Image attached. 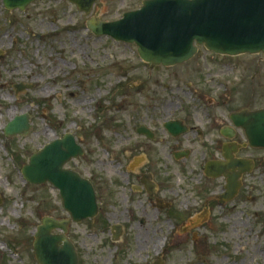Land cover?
Here are the masks:
<instances>
[{"label":"rangeland","instance_id":"1","mask_svg":"<svg viewBox=\"0 0 264 264\" xmlns=\"http://www.w3.org/2000/svg\"><path fill=\"white\" fill-rule=\"evenodd\" d=\"M99 1L104 7L86 14L69 0H37L24 12H9L0 0V264H39L34 239L43 218L71 219L53 185L34 186L22 175L34 154L66 134H73L85 150L67 167L97 184L102 205L97 218L69 227L80 264H155L166 249L167 264H264V167L247 178L235 216L211 199L215 216L198 229L199 236L193 234L189 209L191 201L202 206V197L185 188L182 165L158 158L159 149L155 167L167 180L169 191L163 196L174 203L173 209H154L143 196L128 202L132 193L117 132L137 116V109L145 110L156 90L139 65L137 47L95 37L86 27L92 17L121 19L141 0ZM196 56L192 63L204 74L227 82L232 109L264 107L262 54L219 59L231 70L223 76L209 64L214 53L202 46ZM18 86L25 90L17 92ZM200 88L207 95L215 90ZM26 114L31 132L6 136V126ZM180 212L187 215L185 225L175 217ZM117 223L124 230L116 242L112 226Z\"/></svg>","mask_w":264,"mask_h":264},{"label":"water","instance_id":"2","mask_svg":"<svg viewBox=\"0 0 264 264\" xmlns=\"http://www.w3.org/2000/svg\"><path fill=\"white\" fill-rule=\"evenodd\" d=\"M36 0H3L10 10L25 11ZM87 14L95 0H70ZM143 6L125 13L119 21L104 22L94 17L87 27L98 37L138 47L140 58L156 65H180L190 61L202 45L222 56L264 55V0H143ZM25 90L19 86L18 91ZM250 121L249 123L246 121ZM233 121L248 133L252 146L264 147V109L233 116ZM29 115L9 123V137L27 136L31 132ZM84 150L71 134L51 142L34 154L22 170L25 180L35 186L52 184L60 191L64 207L72 220L44 217L37 228L34 251L39 264H80L79 254L67 234L71 223L95 219L99 206L92 183L80 173L66 168ZM218 163L219 175L228 178L229 192H237L241 176L251 173L248 160ZM217 164H208L215 168ZM237 172L229 175V169ZM239 171V173H238ZM217 176V175H216ZM2 200L0 198V204ZM61 231L62 233H55Z\"/></svg>","mask_w":264,"mask_h":264},{"label":"flooded vegetation","instance_id":"3","mask_svg":"<svg viewBox=\"0 0 264 264\" xmlns=\"http://www.w3.org/2000/svg\"><path fill=\"white\" fill-rule=\"evenodd\" d=\"M140 2L142 6V0ZM75 6L81 10L79 5ZM100 6L104 7L99 0H95L91 10ZM225 57L214 54L213 62L209 63L211 66L218 67L222 76L225 70L231 72L227 66L219 65V59ZM197 59L198 56H195L188 62L169 66L156 65L152 62L140 63L147 79L154 83L156 92H150V104L145 110L137 109L135 111L137 116L131 122H127L124 129L118 130L117 135L125 154H123L125 182L132 195L137 196L134 198L130 195L128 202L141 201L143 196L149 206L154 209L162 212L173 209L174 203L165 200L166 197L163 196L164 192L169 191L165 187L167 180L160 177L155 167L160 162L155 158L158 156L156 149H159L158 158H164L166 162H172L177 166L182 165L184 170L180 174V179L185 188L198 190L202 197V206L198 201H191L189 209L192 213L189 221L192 220L190 224L193 227V234L199 236L198 229L209 224L211 218L215 216L212 212L211 199L217 201V206L221 210L230 214L234 212L231 215L235 216L239 213L238 206L242 204L247 178L257 170L263 169L264 147L252 146L248 133L243 127L236 125L233 116L243 113L251 114L264 107L258 109L246 104L238 109H232L231 88L226 85L227 82L216 77L212 78L213 73L204 74V71L202 72L195 63H192ZM204 65L207 67V63ZM184 69L191 73H186V70L183 72ZM160 74L165 77L162 78ZM134 85L136 87V83ZM202 85L215 89L213 95H207L206 91L200 88ZM227 157L232 161L249 160L253 166L252 173L241 177L237 192H229L228 178L219 175L220 163L224 167L223 164L230 162ZM210 163L217 164V170L209 168ZM236 173L232 168L228 171L229 175ZM263 174L264 171L261 176ZM90 183L97 196L98 214H100L102 205L98 187L92 180ZM188 206L189 204L187 208ZM180 211L182 212L181 209ZM181 212L179 217L182 216L183 220L174 216L185 225L183 216L187 215ZM170 215L173 214L170 213ZM112 227L114 238L120 239L124 228L118 223ZM183 233H187L185 229ZM166 253L167 249L157 258L155 264L158 262L167 264L164 258Z\"/></svg>","mask_w":264,"mask_h":264},{"label":"bare ground","instance_id":"4","mask_svg":"<svg viewBox=\"0 0 264 264\" xmlns=\"http://www.w3.org/2000/svg\"><path fill=\"white\" fill-rule=\"evenodd\" d=\"M143 237H141L140 239L142 240ZM145 243H147V240H143Z\"/></svg>","mask_w":264,"mask_h":264}]
</instances>
